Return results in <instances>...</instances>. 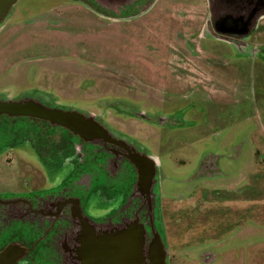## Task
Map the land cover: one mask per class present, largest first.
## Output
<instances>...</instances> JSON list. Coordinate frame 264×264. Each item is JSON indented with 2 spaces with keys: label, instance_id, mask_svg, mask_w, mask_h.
I'll return each mask as SVG.
<instances>
[{
  "label": "rangeland",
  "instance_id": "1",
  "mask_svg": "<svg viewBox=\"0 0 264 264\" xmlns=\"http://www.w3.org/2000/svg\"><path fill=\"white\" fill-rule=\"evenodd\" d=\"M56 3L18 0L0 23V96L51 93L157 160L167 264H264V13L231 38L207 27L211 0H126L113 18Z\"/></svg>",
  "mask_w": 264,
  "mask_h": 264
},
{
  "label": "flooded vegetation",
  "instance_id": "2",
  "mask_svg": "<svg viewBox=\"0 0 264 264\" xmlns=\"http://www.w3.org/2000/svg\"><path fill=\"white\" fill-rule=\"evenodd\" d=\"M125 1L58 0L55 8L85 2L113 18L118 9L113 7ZM220 1L211 0L216 14L210 16L208 28L214 31V26L234 16L241 20L239 29L232 30L237 38L247 36L264 13L256 0ZM233 7L236 11L231 12ZM39 22L53 25L47 19ZM22 101L92 118L106 137L86 139L47 120L0 109V167L10 174L20 168L14 175L16 185L12 179L14 186H0V257L6 254L10 264H131L135 254L144 264L152 251L162 257L167 250L159 227L157 160L138 142L109 127L100 119L103 116L64 107L51 93L35 90L14 99L0 96V104ZM23 162L30 165L25 175ZM38 165L44 182L36 187ZM95 197L94 209L100 208V216L93 219L88 205Z\"/></svg>",
  "mask_w": 264,
  "mask_h": 264
},
{
  "label": "water",
  "instance_id": "3",
  "mask_svg": "<svg viewBox=\"0 0 264 264\" xmlns=\"http://www.w3.org/2000/svg\"><path fill=\"white\" fill-rule=\"evenodd\" d=\"M17 1L18 0H0V23L4 21L5 17L8 15ZM256 2L258 3V8L264 9V0H256ZM234 3L236 2H232L231 4ZM234 11H236L235 7H233L231 12ZM236 19L237 18H235L234 16H229L225 20V22H223L224 26L216 25L214 26V31L219 35L228 36L231 38L239 37L238 33H234L232 31L234 28L239 29L240 27L238 23H240L241 20ZM0 109L3 112L9 113L11 115L27 116L41 120H47L53 124L68 128L72 132L79 134L81 137H84L86 139L106 137L102 127L95 123L92 118H86L82 114L74 111L61 112L58 110H52L31 101L2 103L0 104ZM19 253L20 251H18L17 256ZM166 253L167 252L164 251L162 257L159 258V255H157L156 253L154 254V252L152 251L148 258V263L144 264H165V258L167 255ZM138 256L139 257L137 258L136 254L134 255V260H132L131 264H143V261L141 260L139 254ZM0 260H3L4 264H10L12 261V259L8 260L6 258V254L1 256Z\"/></svg>",
  "mask_w": 264,
  "mask_h": 264
},
{
  "label": "crops",
  "instance_id": "4",
  "mask_svg": "<svg viewBox=\"0 0 264 264\" xmlns=\"http://www.w3.org/2000/svg\"><path fill=\"white\" fill-rule=\"evenodd\" d=\"M207 27H208V23H207Z\"/></svg>",
  "mask_w": 264,
  "mask_h": 264
}]
</instances>
